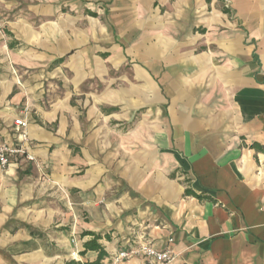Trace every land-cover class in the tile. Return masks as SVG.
I'll list each match as a JSON object with an SVG mask.
<instances>
[{"label":"crops","instance_id":"1","mask_svg":"<svg viewBox=\"0 0 264 264\" xmlns=\"http://www.w3.org/2000/svg\"><path fill=\"white\" fill-rule=\"evenodd\" d=\"M0 11V145L22 118L35 159L0 168V264L92 263L86 232L104 264H264V0Z\"/></svg>","mask_w":264,"mask_h":264},{"label":"built area","instance_id":"2","mask_svg":"<svg viewBox=\"0 0 264 264\" xmlns=\"http://www.w3.org/2000/svg\"><path fill=\"white\" fill-rule=\"evenodd\" d=\"M15 136L14 145H0V168L7 169L15 157L25 156L27 160L34 161V157L27 153L26 144L29 142L28 123L17 118L12 127ZM143 254L146 257L145 264H170L174 260V254L170 250L156 251L149 243H144L134 251L117 252L108 264H125L132 254Z\"/></svg>","mask_w":264,"mask_h":264},{"label":"trees","instance_id":"3","mask_svg":"<svg viewBox=\"0 0 264 264\" xmlns=\"http://www.w3.org/2000/svg\"><path fill=\"white\" fill-rule=\"evenodd\" d=\"M220 1L224 2V0H220ZM208 2H211V0H208ZM223 10H224V12L229 13L228 8H224ZM187 194L188 195H195L191 191H188ZM199 198H201V197H199ZM84 236H93V238L84 245L85 251L82 254H85L87 251H96L98 253V258L96 261H94L92 263L88 262L85 264H104V261L108 258V254L105 251V249L99 244V240L101 239V237L96 235V234H93L91 232L84 233ZM68 264H81V263L73 261V262H70Z\"/></svg>","mask_w":264,"mask_h":264},{"label":"rangeland","instance_id":"4","mask_svg":"<svg viewBox=\"0 0 264 264\" xmlns=\"http://www.w3.org/2000/svg\"><path fill=\"white\" fill-rule=\"evenodd\" d=\"M14 1H18V0H14ZM19 2H20V1H19ZM0 14H1V11H0ZM2 14H3V15H6V14H5V11H2Z\"/></svg>","mask_w":264,"mask_h":264}]
</instances>
